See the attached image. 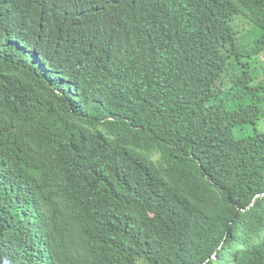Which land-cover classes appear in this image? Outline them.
Instances as JSON below:
<instances>
[{
  "label": "trees",
  "instance_id": "1",
  "mask_svg": "<svg viewBox=\"0 0 264 264\" xmlns=\"http://www.w3.org/2000/svg\"><path fill=\"white\" fill-rule=\"evenodd\" d=\"M0 264H264V0H0Z\"/></svg>",
  "mask_w": 264,
  "mask_h": 264
}]
</instances>
